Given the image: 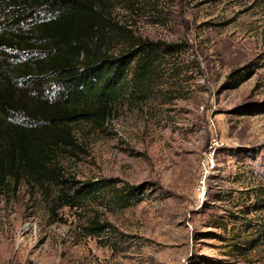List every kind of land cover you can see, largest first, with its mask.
Listing matches in <instances>:
<instances>
[{
    "label": "rangeland",
    "instance_id": "374dc122",
    "mask_svg": "<svg viewBox=\"0 0 264 264\" xmlns=\"http://www.w3.org/2000/svg\"><path fill=\"white\" fill-rule=\"evenodd\" d=\"M96 3L113 54L138 39L179 50L148 97L75 124L77 146L57 164L65 178L138 186L139 200L117 208L116 190L53 212L54 187L11 179L0 264H264V0ZM94 220L108 227L89 235Z\"/></svg>",
    "mask_w": 264,
    "mask_h": 264
},
{
    "label": "trees",
    "instance_id": "16d2710c",
    "mask_svg": "<svg viewBox=\"0 0 264 264\" xmlns=\"http://www.w3.org/2000/svg\"><path fill=\"white\" fill-rule=\"evenodd\" d=\"M96 1L0 0V189L20 175L52 186L53 212L116 190L108 198L117 208L139 200L138 186L118 190L115 178H65L57 155L77 146L75 124H102L120 100L148 97L161 60L179 50L138 39L113 54L110 21ZM261 195L264 207V188ZM106 227L94 220L85 229L94 235Z\"/></svg>",
    "mask_w": 264,
    "mask_h": 264
}]
</instances>
